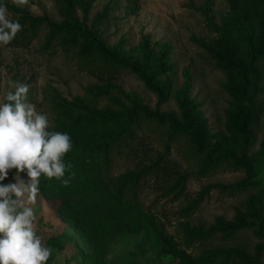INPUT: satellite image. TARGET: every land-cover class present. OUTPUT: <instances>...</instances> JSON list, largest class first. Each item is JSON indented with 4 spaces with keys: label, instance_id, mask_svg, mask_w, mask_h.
Returning <instances> with one entry per match:
<instances>
[{
    "label": "rangeland",
    "instance_id": "obj_1",
    "mask_svg": "<svg viewBox=\"0 0 264 264\" xmlns=\"http://www.w3.org/2000/svg\"><path fill=\"white\" fill-rule=\"evenodd\" d=\"M3 1L32 16L46 15L58 23L62 20L57 0ZM104 9L108 17L97 25L99 34L123 59L142 66L145 59L141 44L146 36L155 56L163 45L167 47L166 62L171 70L157 80L168 87L165 97L159 100L129 69L102 77L92 75L77 60L76 47L63 44L61 39L44 47L45 26L26 45L14 44L7 37L6 27L19 14L0 3V113L5 114L8 101L15 98L13 119L24 130L41 135L55 126L56 97L70 101L84 97L87 86L109 83L136 95L152 112L180 119L177 95L186 87L189 99L206 120L209 144L234 148L233 143L239 142V136L230 112L236 101L228 93L226 74L216 65L210 51L219 47L221 29L230 18L229 0H93L86 17L77 9L72 15L90 27L95 13ZM257 65L264 75V60H258ZM258 86L263 90L251 100L257 114L251 125L247 156L258 155L263 149L264 77ZM110 106L106 98L97 101L98 111ZM169 132L166 124L143 121L139 126L140 155L121 154L114 159L113 174L119 177L156 159L162 163L157 171L159 178L148 175L141 185L135 207L122 211L127 221L120 227L101 229L88 220L99 222L107 212L101 206L98 188L81 187L75 183L73 174L56 171L59 155L56 150L45 152L42 172L36 175L28 169L15 141L0 133L3 248L12 256L47 259L46 264H178L170 255L160 253L162 244L149 227L159 224L178 248L194 258L215 248H240L252 254L262 242L255 232L257 225L240 230L233 237L215 234L187 244L184 223L206 229L217 217L233 220L236 209L246 213L244 204L257 190L254 186L242 190L232 188L246 178L244 170L232 165L221 164L203 171L204 154L193 149L187 135L170 137ZM97 133L90 129L86 136ZM77 169L75 166L74 170ZM50 180L57 190L44 189ZM251 180L264 185V162ZM109 207L111 211L116 210ZM256 209L264 220V202L257 203ZM0 264L25 263L5 256L0 257ZM260 264H264V254Z\"/></svg>",
    "mask_w": 264,
    "mask_h": 264
},
{
    "label": "trees",
    "instance_id": "obj_2",
    "mask_svg": "<svg viewBox=\"0 0 264 264\" xmlns=\"http://www.w3.org/2000/svg\"><path fill=\"white\" fill-rule=\"evenodd\" d=\"M57 1L62 18L59 23L50 20L46 15L32 16L26 10L7 5L0 0L2 5L19 14L15 21L7 24L8 39L14 44L26 45L36 37L37 30L45 26L47 35L44 47H49L56 39H61L63 44L76 47L77 60L92 75L102 77L103 74H114L118 70L129 69L145 82L159 100L165 97L168 87L157 81L171 70V66L166 62L168 49L165 45L155 56L150 49L149 38L144 37L141 52L145 63L142 66L130 63L118 55L115 47L106 45L99 34L97 25L108 17L106 9L95 13L90 27H87L74 18L72 12L80 10L86 17L93 0ZM229 8L230 18L221 29L219 47L210 51L216 65L226 74L228 93L236 101L230 112L231 122L239 136V142L233 143L234 148L209 144L206 120L197 110V105L189 99L186 87L177 95L180 119L171 114L152 112L138 101L136 95H130L118 85L109 83L87 86L84 97H74L70 101L56 97L55 126L41 135L24 130L13 119L17 103L15 98L12 97L8 101V111L5 114L0 113V133L15 141L26 159L29 170L39 175L42 172L45 152L48 149L56 150L59 152L55 164L56 171H68L73 174L75 183L81 187L94 186L99 189L101 206L107 212L99 222L91 218L88 220L100 229L120 227L125 223L127 216L122 211L130 206L135 207L146 177L156 175V178H159L157 171L162 163L159 159L122 177L113 174L114 159L117 156L140 155L138 149H141V146L138 143L142 138L139 135V126L143 121L154 120L166 124L170 137L177 134L187 135L193 149L199 154H204L203 171H209L221 164L244 170L246 178L232 188H256V195L244 204L247 214L236 209L233 220L227 221L217 217L214 224L206 229L202 226L190 227L188 223L183 224V229L189 244L215 234L233 237L240 230L257 225L255 232L262 242L252 254L240 248H215L205 251L199 258H194L178 248L168 238L161 225L150 224L149 227L162 244L160 253L170 255L178 264H260L264 254V220L256 209L257 203L264 202V185L251 180L255 178L258 168L264 162V141L260 155H246L252 139L251 125L257 114L251 100L263 90L258 84L264 75L257 62L264 60V0H229ZM154 59L156 63H153ZM104 98L111 106L98 111L97 101ZM90 129L97 130V135L86 136ZM75 166L77 170H74ZM44 189L51 192L57 190V186L50 180ZM109 206L116 210L111 211ZM5 256L14 257L25 264H46L48 261L38 257L12 256L0 241V257Z\"/></svg>",
    "mask_w": 264,
    "mask_h": 264
}]
</instances>
